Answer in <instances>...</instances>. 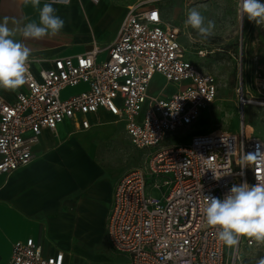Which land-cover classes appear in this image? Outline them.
I'll list each match as a JSON object with an SVG mask.
<instances>
[{"label":"built area","instance_id":"2783aa9c","mask_svg":"<svg viewBox=\"0 0 264 264\" xmlns=\"http://www.w3.org/2000/svg\"><path fill=\"white\" fill-rule=\"evenodd\" d=\"M103 50L108 57L100 60ZM35 61L41 60L31 59L25 92L11 102L0 95V175L34 159L33 146L44 129L66 120L88 129L90 115L104 108L123 122L133 146L152 154L114 186L106 228L110 247L127 256L126 264H229L228 247L205 221V197L223 199L234 184L254 185L256 176L264 178V159L242 167L245 154L264 153V139L242 123L237 133L204 132L188 143L171 142L174 132L198 121L215 102L218 86L215 76L189 57L179 30L165 21L160 8L131 6L106 47L95 44L82 55L52 58L38 75L31 68ZM156 74L178 90L151 94ZM80 84L88 89L63 97L67 88ZM238 101L242 112L253 102L264 104L263 97L245 91L242 81ZM153 187L167 189L163 202L150 195ZM10 264L69 263L64 251L46 255L28 238L13 244Z\"/></svg>","mask_w":264,"mask_h":264},{"label":"crops","instance_id":"0c3cea01","mask_svg":"<svg viewBox=\"0 0 264 264\" xmlns=\"http://www.w3.org/2000/svg\"><path fill=\"white\" fill-rule=\"evenodd\" d=\"M157 1L71 0L70 5H53L65 20L60 34L24 41L32 50L31 59L41 60L32 63L33 73L38 75L41 68L50 67L52 58L82 55L95 44L108 46L131 6L160 8ZM44 3L50 0H41V6ZM5 16L33 20L38 18V10L25 6L22 0H0V21ZM107 57L108 50L99 55L100 60ZM154 86L153 79L151 94L161 95L152 92ZM176 86L165 95L175 93ZM87 89L86 84H80L65 91L69 96ZM26 90L24 84L15 91L0 89V95L11 102ZM90 121L88 129L72 120L44 129L33 146L34 159L9 175H0V264H10L13 244L19 240L33 238L44 254L62 250L67 263L81 264V241L107 239L114 186L124 173L109 176L110 169L104 168L92 151L101 139L121 138L125 127L122 122L121 130H112L111 124L118 120L104 108L90 115Z\"/></svg>","mask_w":264,"mask_h":264},{"label":"rangeland","instance_id":"374dc122","mask_svg":"<svg viewBox=\"0 0 264 264\" xmlns=\"http://www.w3.org/2000/svg\"><path fill=\"white\" fill-rule=\"evenodd\" d=\"M157 4L165 21L179 30V39L189 51V57L203 71L213 74L218 86L215 102L202 112L198 121L174 132L171 142L188 143L196 134L217 130L237 133L242 123L249 125L248 132L252 130L255 137L264 139V104L253 102L242 112L238 101L241 81L249 94L264 98V91L260 89L264 78V24L258 26L246 16L241 24L239 0H158ZM193 7L200 10L207 19L215 21L213 34L207 39L184 24L188 10ZM169 84L164 78L155 76L152 92H161L162 96H166L173 86L177 88L176 85ZM67 93L68 91H64L63 97H67ZM121 123L118 120L111 124L112 130H121ZM101 140L92 153L104 168L110 169L109 176L142 166L152 156L148 155V149L133 146L125 131L121 138L118 135L110 140ZM166 193V188L162 190L153 187L150 190V195L161 202ZM247 239L242 237L237 245L228 247L229 264H256L264 257V243L254 240L253 245H249ZM80 244L83 250L81 264L127 262V256L112 249L103 236L98 243L81 241Z\"/></svg>","mask_w":264,"mask_h":264},{"label":"clouds","instance_id":"9594fccd","mask_svg":"<svg viewBox=\"0 0 264 264\" xmlns=\"http://www.w3.org/2000/svg\"><path fill=\"white\" fill-rule=\"evenodd\" d=\"M25 6L38 10V18L28 20L3 17L0 21V89L15 91L27 82L32 50L24 43L28 39L55 37L65 26V20L57 15L56 4L70 5L71 0H50L41 6V0H22ZM238 14L242 21L246 16L255 24H264V2L262 0H239ZM27 21V22H25ZM11 24V26H10ZM186 27H191L207 39L213 34L215 21L207 19L193 7L186 14ZM264 159V153L245 154L242 167ZM213 172V171H212ZM214 178L219 179L213 172ZM257 183L247 181L234 184L223 199L205 197V221L217 229V238L227 247L238 244L241 237L264 243V178L256 176ZM256 264H264V257Z\"/></svg>","mask_w":264,"mask_h":264},{"label":"trees","instance_id":"16d2710c","mask_svg":"<svg viewBox=\"0 0 264 264\" xmlns=\"http://www.w3.org/2000/svg\"><path fill=\"white\" fill-rule=\"evenodd\" d=\"M262 2H264V0H262Z\"/></svg>","mask_w":264,"mask_h":264},{"label":"bare ground","instance_id":"6f19581e","mask_svg":"<svg viewBox=\"0 0 264 264\" xmlns=\"http://www.w3.org/2000/svg\"><path fill=\"white\" fill-rule=\"evenodd\" d=\"M217 131H220V130H217Z\"/></svg>","mask_w":264,"mask_h":264},{"label":"snow or ice","instance_id":"6c2138e0","mask_svg":"<svg viewBox=\"0 0 264 264\" xmlns=\"http://www.w3.org/2000/svg\"><path fill=\"white\" fill-rule=\"evenodd\" d=\"M155 18V17H154Z\"/></svg>","mask_w":264,"mask_h":264}]
</instances>
